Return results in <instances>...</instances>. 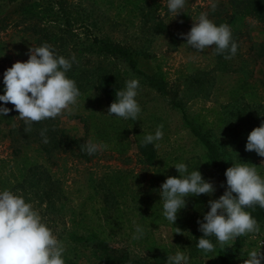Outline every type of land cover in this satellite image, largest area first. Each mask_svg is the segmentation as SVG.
<instances>
[{"label": "rangeland", "instance_id": "374dc122", "mask_svg": "<svg viewBox=\"0 0 264 264\" xmlns=\"http://www.w3.org/2000/svg\"><path fill=\"white\" fill-rule=\"evenodd\" d=\"M19 2L0 0V95L4 94L5 70L16 61L28 60L29 48L36 47V38L26 29V24L31 22L17 17ZM154 2L155 16L161 19L163 25L157 33L146 28L151 26L150 23L143 25L140 12L135 4H129L128 1L65 0L67 9L51 20L54 21L55 33L51 40H57L61 34L66 38L63 29L68 18L65 15L70 17L71 11L77 18L72 31L80 38L89 37L90 34L105 36L146 54L135 69L116 63L122 89L128 79L139 80L135 99L141 113L133 125L139 132H145L144 137L147 134L154 135L157 127L163 126V139L154 142L158 158L162 159L166 154L183 159L195 158L196 170L215 187L211 196L200 195L199 210L206 213L210 210L208 201L218 199L227 185L201 159L204 148L184 123L182 114L191 117L201 112L205 115L207 120L212 121L211 132L228 154L230 166L246 162L264 177V157L258 156L255 151L245 150L248 134L264 121V23L249 16L232 15L229 18L227 0H186L184 12L175 18L168 12L167 0ZM213 2L216 4L214 11L211 8ZM201 12H206L216 25L224 24L222 20H226L231 30L240 31L236 41L237 52L230 59L222 58L229 63L223 69L220 68L222 62L218 63L214 48L195 50L180 35L190 31L192 17ZM68 35L70 37V33ZM69 37L61 47H55L57 41H51V45L65 48L70 53L74 38L71 36L70 40ZM83 53L80 48L81 56ZM158 73L164 78L163 93L149 85L146 78L150 74L157 77ZM172 95L175 101L180 102L179 105L171 101ZM0 106L10 109L9 114L18 126L0 122V159L8 160L5 168L14 174L28 163L40 164L46 169L58 183L57 195L47 208L44 202H29L34 204L54 235L64 244L66 251L62 258L65 264H93L87 250H71L70 230L82 231L79 224L95 225L93 209L114 201L103 194L100 187L102 177L116 174L126 176L131 192L138 196L142 190H146L145 181L152 170L151 166L144 164L132 148L123 154L103 149L88 155L81 150V145L87 142V139L82 138V119L89 113L106 110L94 89L80 94L71 114L65 112L55 119L34 123L32 131L27 133L14 106L3 101H0ZM207 108L215 109L218 118L215 113L206 111ZM9 129L11 131L8 134ZM42 129H47V143L43 142L40 135ZM128 140L133 144L132 136L129 135ZM77 152L86 154V157L77 156ZM174 165L172 168H175ZM127 199L122 198L118 203L124 208L129 221L110 238L112 245L145 261L167 258L168 254L174 255L181 251L189 257V264H218L215 252L205 254L197 248L203 233L199 231L194 218L190 217L195 211L188 200L172 224L163 216V205L150 213L143 206L137 209L136 205L127 203ZM125 203L129 206L124 207ZM258 224L259 233L249 234L242 241L235 264H244L250 251L264 252V243H261L264 241V221ZM137 226L143 228L144 235L140 239H133ZM177 228L181 233H176ZM208 239L215 248L219 246L214 236Z\"/></svg>", "mask_w": 264, "mask_h": 264}, {"label": "clouds", "instance_id": "9594fccd", "mask_svg": "<svg viewBox=\"0 0 264 264\" xmlns=\"http://www.w3.org/2000/svg\"><path fill=\"white\" fill-rule=\"evenodd\" d=\"M186 0H167L166 7L173 18L184 12ZM214 11L216 4L211 3ZM193 25L187 33H181L186 43L193 49L203 51L214 48L215 54H224L225 59L235 56L238 45L232 39L229 25H216L206 12L192 17ZM182 23V21H181ZM28 60L16 61L4 72V94L0 101L11 103L24 122V131H32L34 123L55 119L65 112L71 114L78 103L80 90L66 73L72 68L76 57L70 59L57 55L52 46L45 43L30 47ZM139 80L132 78L125 87L115 92L116 99L107 109L109 116L125 120H138L141 108L135 99L138 95ZM10 109L0 106V116H6ZM163 126L157 127L155 134H147L142 143L153 144L163 139ZM47 129L40 132L47 143ZM106 144L88 140L81 150L88 155L106 149ZM246 151H255L264 157V121L247 136ZM179 176H168L162 183L159 194L163 205V216L172 224L177 213L186 206V197L210 195L215 192L214 184L203 178L199 170L189 172L184 163L174 165ZM139 174V173H138ZM226 189L218 199H210V210L198 220L199 231L203 235L197 248L203 253L215 251V245L208 237H215L221 248L232 246L236 238L257 234L258 222L247 211L259 206L264 208V177L249 163H233L225 171ZM224 186L223 184L221 185ZM176 233H181L177 228ZM144 235L142 227H136L133 239ZM64 244L54 235L40 212L22 195L11 190L0 191V264H65ZM166 264H189V257L181 251L168 254ZM244 264H264V252L250 251Z\"/></svg>", "mask_w": 264, "mask_h": 264}, {"label": "trees", "instance_id": "16d2710c", "mask_svg": "<svg viewBox=\"0 0 264 264\" xmlns=\"http://www.w3.org/2000/svg\"><path fill=\"white\" fill-rule=\"evenodd\" d=\"M125 1H128L129 4H135L134 6L140 12L144 26H146V23H150L151 26L146 27L147 29H151L153 33H157L162 29L161 19H157L155 16L154 0ZM227 3L230 9L229 18L232 15L236 17L249 16L264 23V0H227ZM16 9L18 12L17 17L31 22V24H26V29L36 38V47L45 43L51 45V41H57L58 45L56 44L55 47H61L69 37V33L70 37L74 38L70 44L72 52L69 53L65 48H54L51 45L52 49L57 55H62L65 58L70 59L75 55L76 62L66 73L67 77L76 82L80 94L94 89L106 108L104 112L89 113L82 119V138L87 139V141L92 140L99 144H106V150L117 154H123L129 148H132L139 154L142 162L151 166L152 169L145 181L147 184L146 190H142L138 196L131 192L126 176L116 174L102 177L100 180L102 192L114 201L107 206L101 205L93 209L96 218L95 225L79 224L82 231L70 230L68 235L72 244L71 250L77 252L87 250L93 264H166L165 257L153 261L141 260L130 256L126 250L110 243V238L115 234V231L125 226V223L129 221L125 217L124 208L118 203L120 199L128 198L127 203L136 205L137 209L143 206L144 210L154 213L162 206L159 194L162 183L168 176H179L178 171L176 168H172V165L184 162L189 172L196 170L194 157L183 159L166 154L162 159L158 158L154 143L148 145L142 143L145 132L136 130L133 125L134 120H125L107 114L108 107L116 99L115 92L122 89L118 79L116 63H122L128 68L135 69L139 64V60L145 57L146 54L135 48L114 42L105 36L90 34L89 37L80 38L72 31L73 26L77 23V18L71 14V11L70 17L65 15L68 18L63 29L66 38H63L61 34L57 40H51L55 37L54 21L51 20H54L58 13L63 14L67 9L65 0H20ZM222 21L227 24L226 20ZM231 33L233 41L236 42L240 36V31L232 29ZM80 48L84 52L83 56L80 54ZM223 57H225L224 54H216L218 63H220L219 61L222 62L220 64L221 69L229 64L227 61H223ZM146 78L149 85L162 93L165 92L164 78L160 73L157 74V77L150 74ZM170 99L173 103L180 104L179 101L174 100L173 95ZM206 111L215 113L216 118H218V112L215 109L207 108ZM182 117L184 123L204 148L201 159L217 176L226 182L225 171L230 167V160L225 149L217 142L211 132L212 121L207 120L201 112L191 117L182 114ZM1 121H4L5 124L13 123V127H18L9 113L6 116H0ZM10 131L11 129L7 130V133L9 134ZM129 135L132 136L133 144L128 140ZM76 155L86 157L84 153L77 152ZM5 165H8V160L0 159V191L4 189L11 190L18 195H22L26 202L35 201L36 204L44 202L47 208L48 203L57 195L59 187L58 183L49 176L46 169L40 164L28 163L17 174H14L11 170L5 168ZM186 200L195 211L193 216L190 215L192 219L194 218L195 223L198 220H203L205 211L199 210L200 195L186 197ZM128 206V204H124V207ZM247 211L257 222L264 221V208L257 205L254 208L247 209ZM247 236L236 238L232 246L216 247L214 252L218 264H235L241 243ZM72 264L75 263L72 262Z\"/></svg>", "mask_w": 264, "mask_h": 264}, {"label": "built area", "instance_id": "2783aa9c", "mask_svg": "<svg viewBox=\"0 0 264 264\" xmlns=\"http://www.w3.org/2000/svg\"><path fill=\"white\" fill-rule=\"evenodd\" d=\"M261 243H264V241H262Z\"/></svg>", "mask_w": 264, "mask_h": 264}]
</instances>
